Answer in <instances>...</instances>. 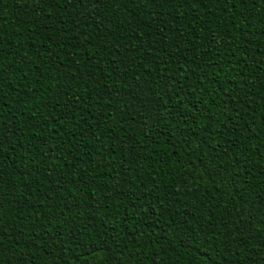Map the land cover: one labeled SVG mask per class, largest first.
<instances>
[{"label":"trees","instance_id":"obj_1","mask_svg":"<svg viewBox=\"0 0 264 264\" xmlns=\"http://www.w3.org/2000/svg\"><path fill=\"white\" fill-rule=\"evenodd\" d=\"M0 264H264V0H0Z\"/></svg>","mask_w":264,"mask_h":264},{"label":"snow or ice","instance_id":"obj_2","mask_svg":"<svg viewBox=\"0 0 264 264\" xmlns=\"http://www.w3.org/2000/svg\"><path fill=\"white\" fill-rule=\"evenodd\" d=\"M0 246H2V245H0Z\"/></svg>","mask_w":264,"mask_h":264}]
</instances>
